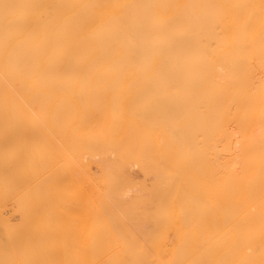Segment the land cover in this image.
Here are the masks:
<instances>
[{"label": "bare ground", "instance_id": "1", "mask_svg": "<svg viewBox=\"0 0 264 264\" xmlns=\"http://www.w3.org/2000/svg\"><path fill=\"white\" fill-rule=\"evenodd\" d=\"M263 64L264 0H0V197L12 173L1 137L9 106L36 121V162L27 174L33 180L85 172L79 157L89 150L110 153L118 164L176 167L165 172L207 182L225 173L229 105L240 101L241 123L257 125L254 135L245 125L238 153L247 191L241 264H264V93L237 90L251 77L241 70ZM152 80L160 82V99L139 97ZM95 117L104 126L93 133ZM24 173L21 162L17 175ZM194 187L180 193L177 264L227 263L228 234H215L207 221L216 214L203 212L201 202L221 197L215 192L223 187ZM118 209L116 218L129 217ZM60 217L55 213L54 225ZM126 233L108 264H167L142 260Z\"/></svg>", "mask_w": 264, "mask_h": 264}, {"label": "rangeland", "instance_id": "2", "mask_svg": "<svg viewBox=\"0 0 264 264\" xmlns=\"http://www.w3.org/2000/svg\"><path fill=\"white\" fill-rule=\"evenodd\" d=\"M8 7L2 9L8 13ZM241 73L252 80L242 83L237 88L239 92L264 93V64L245 68ZM159 83L150 81L143 87L147 92L139 97L159 100V93H155ZM240 109V101L235 107L229 105L228 161L223 167L225 173L207 178L210 181L181 179L177 173L165 172L176 167L160 163H114L110 153L105 157L88 150L79 157L85 172L72 168L65 178L52 182L28 177L29 168L36 162V121L33 115L19 114L14 105L9 106L1 137L6 142L12 173L0 197V218L5 222L0 227V264H108L116 257L119 234L125 231L128 242L145 253L142 260L157 257L167 264H177L184 228L185 200L180 193L193 186H198L192 189L195 193H210L212 186L223 187L215 192L221 197H201L203 212L216 214L207 221L215 224V234H228L230 256L224 264H241L240 234L246 225L247 191L246 170L238 153L241 142L246 140L243 138L248 136L246 129L247 134L254 135L257 125L241 123ZM103 126L99 117L92 119L93 133L103 130ZM73 129L74 126L71 132ZM109 132L105 133L108 141ZM122 134L123 131L120 139ZM155 138L161 145L160 132L156 131ZM21 162L25 173L19 177L17 167ZM118 205L129 217H115L120 211ZM55 213L61 214L57 225L53 223ZM62 241L65 248L60 246Z\"/></svg>", "mask_w": 264, "mask_h": 264}]
</instances>
